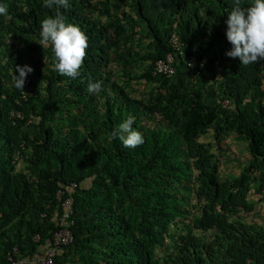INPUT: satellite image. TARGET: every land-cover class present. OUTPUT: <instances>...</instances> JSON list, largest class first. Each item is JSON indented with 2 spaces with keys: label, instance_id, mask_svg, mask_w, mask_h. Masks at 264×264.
I'll return each mask as SVG.
<instances>
[{
  "label": "trees",
  "instance_id": "16d2710c",
  "mask_svg": "<svg viewBox=\"0 0 264 264\" xmlns=\"http://www.w3.org/2000/svg\"><path fill=\"white\" fill-rule=\"evenodd\" d=\"M0 4V264H36L66 227L62 264H264V61L225 55L234 0ZM57 13L88 37L75 79L36 42ZM169 52L175 74L155 73ZM16 65L33 69L24 91ZM130 115L135 148L111 135Z\"/></svg>",
  "mask_w": 264,
  "mask_h": 264
},
{
  "label": "clouds",
  "instance_id": "9594fccd",
  "mask_svg": "<svg viewBox=\"0 0 264 264\" xmlns=\"http://www.w3.org/2000/svg\"><path fill=\"white\" fill-rule=\"evenodd\" d=\"M43 4L50 9L53 6L65 9L70 7L69 0H43ZM234 5L226 19V38L232 48L226 51L225 55L230 58H239L244 66L264 61V0H234ZM7 14V6L0 4V15L7 16ZM36 42L42 48L51 47L55 60L53 71L73 79L79 75L87 55L88 37L78 26L66 23L57 13L56 16H50L41 21L40 38ZM184 54L185 50L181 55ZM175 65H179V62ZM221 69V65H217V77H221L219 74ZM32 71L30 66L16 65L12 76L14 87L24 91L26 76ZM87 90L89 93H98L102 90V84L99 81L90 80ZM224 100H221L222 104ZM133 123L134 117L130 115L111 134L112 138L119 136L125 147L135 148L142 145L143 135L133 128Z\"/></svg>",
  "mask_w": 264,
  "mask_h": 264
},
{
  "label": "built area",
  "instance_id": "2783aa9c",
  "mask_svg": "<svg viewBox=\"0 0 264 264\" xmlns=\"http://www.w3.org/2000/svg\"><path fill=\"white\" fill-rule=\"evenodd\" d=\"M171 42H172L173 47L176 50H178L180 54L184 53L183 44L181 43L180 38L176 32L173 33ZM175 59L176 58H175L174 53L169 52L166 58L159 59L157 61L155 73L164 74L168 76L174 75L176 72ZM203 65L204 64L202 63L201 67ZM188 66L192 69V72L195 70L196 61L194 57L191 58V60L188 62ZM27 94L28 92L25 91L24 97L27 98ZM18 103H21V102L18 101ZM229 103H230V100L223 101L224 106H227ZM12 116L14 118H20V119L24 118V114L22 110L13 111ZM29 122H31V120ZM63 194H64V191L60 190L58 192V197H61ZM71 201H72V198H68L63 202V205L70 208ZM73 238H74L73 232L68 227L55 231L52 237L51 245L47 253L45 254V256L42 258H34L32 262L36 264H62L56 260V256L60 253L61 247L63 245H67L70 242H72ZM8 256H9V261L11 262V264H24L25 263V260L22 257L17 256L16 252L14 251L10 252Z\"/></svg>",
  "mask_w": 264,
  "mask_h": 264
},
{
  "label": "rangeland",
  "instance_id": "374dc122",
  "mask_svg": "<svg viewBox=\"0 0 264 264\" xmlns=\"http://www.w3.org/2000/svg\"><path fill=\"white\" fill-rule=\"evenodd\" d=\"M205 87H207V82L205 83ZM234 150L236 149L235 145L233 146ZM232 164H235V162H232ZM223 165H227L226 162L223 163ZM238 170V169H237ZM223 172H226V169H222L221 171V175H223L224 173ZM264 208V204H261L260 205V209H263ZM258 215V212H256V216ZM263 217L262 221H264V213H262L261 215Z\"/></svg>",
  "mask_w": 264,
  "mask_h": 264
}]
</instances>
